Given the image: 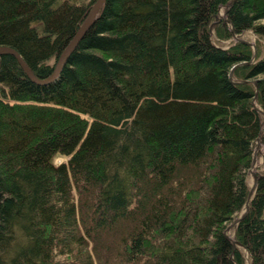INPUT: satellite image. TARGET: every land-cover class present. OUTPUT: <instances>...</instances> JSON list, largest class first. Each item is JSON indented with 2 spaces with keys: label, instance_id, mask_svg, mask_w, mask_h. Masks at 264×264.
Returning a JSON list of instances; mask_svg holds the SVG:
<instances>
[{
  "label": "trees",
  "instance_id": "trees-1",
  "mask_svg": "<svg viewBox=\"0 0 264 264\" xmlns=\"http://www.w3.org/2000/svg\"><path fill=\"white\" fill-rule=\"evenodd\" d=\"M229 1L105 0L48 83L0 54V264H97L102 243L125 264H264V171L241 247L226 234L264 128V52L212 37ZM94 2L0 0V46L44 79ZM227 17L219 40L264 39V0Z\"/></svg>",
  "mask_w": 264,
  "mask_h": 264
},
{
  "label": "water",
  "instance_id": "water-1",
  "mask_svg": "<svg viewBox=\"0 0 264 264\" xmlns=\"http://www.w3.org/2000/svg\"><path fill=\"white\" fill-rule=\"evenodd\" d=\"M105 2V0H95V2L93 3L89 13L87 14L86 18L84 19V21L82 22V24L80 25L79 29L76 31V33L74 34V36L71 38V40L69 41V43L66 45L65 49L63 50V52L61 53L59 59H58V62L53 70V72L46 78L44 79H40V78H37L35 76V74L33 73L32 69L30 68V66L27 64V62L24 60L23 56L14 48L10 47V46H0V54L2 53H10L12 55H14L17 60L19 61L20 65L23 67L24 71L27 73V75L33 79L34 81L38 82V83H48L52 80H54L55 78L58 77V75L60 74L63 66L65 65V63L67 62L70 54L72 53V51L76 48V46L78 45L79 41L81 40V38L83 37V35L85 34V32L87 31V29L91 26V24L93 23L95 17L97 16L98 12H99V9L101 8L102 4ZM235 2V0H230L229 2H227L226 4H223L224 6L227 7V12L229 10V8L232 7L233 3ZM222 6V5H221ZM220 6V7H221ZM220 9V8H219ZM222 20H224L223 18H219L218 20L216 21H213L211 24H210V29H211V33L214 32V29H215V26L221 22ZM228 20V19H227ZM225 21V20H224ZM226 22V21H225ZM230 27L232 28L233 25H232V22L230 20ZM233 35H234V38H237L240 34L236 33L233 31ZM239 41H242V42H245L247 44H250L253 49H254V55L252 57V60L249 61V62H242L243 63H252L254 61L257 60L258 58V48L256 46V43L253 42V41H247V40H239ZM240 63H237L235 66H233V68L231 69L230 71V77L233 81L237 82V83H248V82H253L255 84V89H256V92L258 90V84H257V80H250V79H243V80H236L234 78V75H233V72H234V69L237 67V65H239ZM257 96L255 95L254 98H253V101H252V104L253 106L261 113V112H264V109L261 108V107H258L257 104ZM258 103V102H257ZM263 128L261 130V133L260 135L256 138V141H257V147H259V142L261 143V135L263 133ZM254 157V155H253ZM255 158V157H254ZM253 166V160H252V163H251V166L250 168ZM250 168L248 170H250ZM257 182H258V179H257ZM256 188H257V184L256 186L253 188V191H252V199L253 197L255 196V193H256ZM250 191V190H249ZM250 193V192H249ZM248 196H250V194H248ZM249 198V197H248ZM251 199V200H252ZM250 200V202H251ZM248 201V199H247ZM247 201L245 203V205L247 204ZM250 202H248L247 206L244 207L245 209V212L242 213L241 215H238V217L235 218L234 221H236L237 223L247 214V212L249 211L250 209ZM243 209V210H244ZM236 230V228H235ZM235 244H238V245H242L240 243V241L238 239H236V242ZM231 258L233 259V262L234 264H236L235 262V259H234V256L233 254L231 255Z\"/></svg>",
  "mask_w": 264,
  "mask_h": 264
},
{
  "label": "rangeland",
  "instance_id": "rangeland-1",
  "mask_svg": "<svg viewBox=\"0 0 264 264\" xmlns=\"http://www.w3.org/2000/svg\"><path fill=\"white\" fill-rule=\"evenodd\" d=\"M222 7H225V6L222 5L220 7L217 18H215V21L218 20L219 18H222L225 16L226 11L223 13L221 11ZM223 19L230 26L229 17L227 18L228 20L226 18H223ZM262 22H264V20ZM212 37H213L214 41H216L220 45L222 44L224 47H228L232 43L239 41V40L253 41L256 43L257 48H258V44H260L262 51H260L258 48V58L257 59H259L261 57L260 53L264 52V39L262 37L260 38V36L257 35L252 30H246L245 32H242L237 38H234V35H232V37L227 39V40H219L217 38L215 30H214V32L212 33ZM256 104L258 107H261L257 102H256ZM260 114L262 117V122L264 123V112H261ZM263 148H264L263 141L261 140V143L259 142V147H257V141L255 140L254 152H253V155L255 158L253 157V166L247 172V180L249 183V190L252 187V180H254V176H256V178L258 179L259 176L264 171ZM66 159H67V157L59 155V156L55 157V162L60 163L62 161H65ZM244 207H245V205L242 207V209L237 214H235L234 218L232 220H230V222L227 223L226 234L229 237V240L231 241V244L234 247H241L240 245L235 244V242H236L235 228H236L237 222L234 220L236 217H238V215L241 214ZM107 239L108 238H106L105 240H107ZM116 239L118 240V238H116ZM120 241H121V237L119 239V242ZM92 252H93L94 256L96 257L97 264H125V263H123L124 258L122 257L121 247L118 245L108 247L107 245L102 243V244L98 245V248L96 249V251H92ZM248 263H249V258L246 259L245 264H248Z\"/></svg>",
  "mask_w": 264,
  "mask_h": 264
},
{
  "label": "bare ground",
  "instance_id": "bare-ground-1",
  "mask_svg": "<svg viewBox=\"0 0 264 264\" xmlns=\"http://www.w3.org/2000/svg\"><path fill=\"white\" fill-rule=\"evenodd\" d=\"M221 11L224 13L225 11H226V16L224 17V18H228L227 17V7L225 6V7H222L221 8ZM224 15V14H223ZM264 129V128H263ZM254 174V173H253ZM256 183H257V178H256V176H254V180H252V187L250 188V196H249V198H248V201H247V204H248V202H250V199L252 198V191H253V188L256 186ZM247 204L245 205V207L247 206ZM245 212V209L241 212V214L242 213H244ZM240 214V215H241Z\"/></svg>",
  "mask_w": 264,
  "mask_h": 264
}]
</instances>
